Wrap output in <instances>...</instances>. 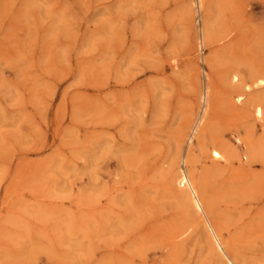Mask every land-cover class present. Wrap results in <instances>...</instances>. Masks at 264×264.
<instances>
[{"label":"rangeland","instance_id":"obj_1","mask_svg":"<svg viewBox=\"0 0 264 264\" xmlns=\"http://www.w3.org/2000/svg\"><path fill=\"white\" fill-rule=\"evenodd\" d=\"M225 255L264 264V0H0V264Z\"/></svg>","mask_w":264,"mask_h":264},{"label":"bare ground","instance_id":"obj_2","mask_svg":"<svg viewBox=\"0 0 264 264\" xmlns=\"http://www.w3.org/2000/svg\"><path fill=\"white\" fill-rule=\"evenodd\" d=\"M199 4H201V2H199ZM209 36H210L209 35V25H208V22L204 19L203 20V25L201 27V37L204 38L205 41L207 40L206 42H208ZM240 75H238L237 73L236 74H233L232 77H231V79H230L231 80V84L234 85V88L236 90H238V91L241 88L244 91H250L251 90V85L250 84H245V82L243 81L244 80L243 79L244 77L242 78V76H240ZM260 83H262V80H260L259 82H254L253 83V86L254 85H258ZM241 100L242 99H241L240 95L238 94L236 96V100L235 101L238 102V101H241ZM204 102L207 104V107L204 108L203 114L199 116L198 120H196L194 122V124L192 125V127L190 129V137L191 136L193 137V136H195V134H198L197 137H196L198 140H200V138L202 136V131H204V129L206 127L205 120L208 118L209 113H210L209 111H210V106L211 105H210L209 101L207 103V93L204 95ZM206 109H207L206 115H204ZM254 114L257 117H262V114L263 113H262V106L261 105H256L254 107ZM185 127H188V125H186ZM175 153L177 155V152H175ZM211 156H212V158H215V159H219L221 157H224L225 158L224 155H222L219 151H217L215 149L211 150ZM185 158H186V156L183 157V162H185ZM176 176H177L178 183L182 186V188H184V197H185L184 199L187 202L190 203V206H191V208L194 211L203 213L202 203L200 201V197H203V195H201L202 192H201L200 188L198 187L199 185L195 184V182L192 181V179L189 177V175L186 174L185 171H182V170L177 171ZM205 224H206L207 230L209 231V233L211 235L210 236L211 239H212V241H211L212 242V246L211 247H214V249L216 248V249H218V251L223 252V250H222V244H221V241H220L221 239H219V236H218L217 232L215 231V229L213 228L212 224L210 223V221L207 218H205ZM224 259H226V264H240L235 259L230 258L227 255H225V258ZM222 262H223V260H222Z\"/></svg>","mask_w":264,"mask_h":264}]
</instances>
